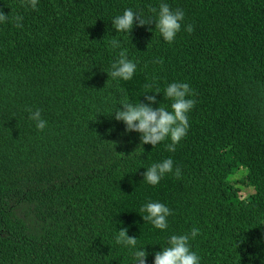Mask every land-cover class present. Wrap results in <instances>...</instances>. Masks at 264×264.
Wrapping results in <instances>:
<instances>
[{"label":"trees","instance_id":"1","mask_svg":"<svg viewBox=\"0 0 264 264\" xmlns=\"http://www.w3.org/2000/svg\"><path fill=\"white\" fill-rule=\"evenodd\" d=\"M161 3L185 13L172 43L155 28ZM128 8L153 23L118 32L112 21ZM0 9L9 15L0 22V264H135L137 249L154 264L171 235L193 228L200 264H264V0H38L35 10L0 0ZM121 49L136 64L130 80L107 74ZM174 82L196 101L187 135L175 152L170 138L140 145L114 119L121 100L147 103V93L171 112L164 93ZM28 109L41 110L44 130ZM168 158L173 172L147 183V168ZM149 202L172 211L167 229L143 220ZM121 228L136 248L116 243Z\"/></svg>","mask_w":264,"mask_h":264},{"label":"clouds","instance_id":"2","mask_svg":"<svg viewBox=\"0 0 264 264\" xmlns=\"http://www.w3.org/2000/svg\"><path fill=\"white\" fill-rule=\"evenodd\" d=\"M38 0H22V6L29 5L33 10L37 8ZM151 12L156 13L157 9L150 7ZM185 13L182 9L177 8L172 10L167 3L159 5V11L155 22V28L159 30L162 38L172 43L175 40L177 33L180 32L182 21ZM9 18L0 9V22H6ZM15 26L21 28L22 16H15ZM138 21L140 26L152 24L153 21H145L142 15L134 12L131 8L124 11L122 15L114 18L112 21L113 27L118 32L131 34L134 24ZM193 26L188 25L186 31L193 32ZM110 45L113 49L121 47L120 42L116 39L111 40ZM118 60L111 66V71L107 72L109 78L112 79H132L136 64L127 58V49H121L118 53ZM159 94V90L155 92ZM147 94V93H146ZM144 95L147 103L140 102L133 104L128 101L127 97L121 100L120 107L114 116L117 121H122L126 125V132L133 131L141 134L140 145L151 144L155 147L158 143L170 138L171 143L166 145L169 152H175L176 145L187 135L190 127L188 120V113L194 108L196 101L188 99L189 95H194L190 86L187 83L174 82L168 85L164 96L171 99L172 111H168L165 107H152L151 105L157 103L155 95ZM29 118L35 122L38 130H44L47 126V121L41 116V110L28 109ZM173 172V160L171 158L165 159L161 163H155L147 168L144 173V180L151 185L159 184L160 180L165 174ZM175 176L177 178L181 175V169H175ZM141 212H146L147 215L142 216L145 222H151L152 225L161 230L168 227L167 217L172 215V211L163 203L149 202L141 208ZM199 233V229L193 228L190 236L194 239ZM189 234L171 235L168 240V246L164 247L162 251L155 253L154 264H200V257L196 252L192 251L189 244ZM117 244L136 248L137 238L129 236L127 228H121L118 235L115 237ZM148 252L144 249H137L134 252L135 264H146Z\"/></svg>","mask_w":264,"mask_h":264},{"label":"rangeland","instance_id":"3","mask_svg":"<svg viewBox=\"0 0 264 264\" xmlns=\"http://www.w3.org/2000/svg\"><path fill=\"white\" fill-rule=\"evenodd\" d=\"M243 178H244V174L243 173H241L240 174V179L241 180H243ZM241 183H243L242 181L241 182H239V184L242 186V185H245V184H241ZM247 189V190H246ZM246 190V191H245ZM241 191H242V194H245V195H249V194H251L252 192H253V188H251V187H249V186H242L241 187Z\"/></svg>","mask_w":264,"mask_h":264},{"label":"bare ground","instance_id":"4","mask_svg":"<svg viewBox=\"0 0 264 264\" xmlns=\"http://www.w3.org/2000/svg\"><path fill=\"white\" fill-rule=\"evenodd\" d=\"M50 17H51V16H50ZM51 18H52V17H51ZM135 29H136V27H135ZM10 56H11V55H10ZM12 58H13V57H12ZM12 58H11V59H12ZM3 60H4V59H3ZM5 60H6V59H5ZM13 60H14V59H13ZM13 62H14V61H13ZM53 69H54V68H53ZM54 70H55V69H54ZM52 77H53V76H52ZM47 84H49V82H48ZM42 85H43V84H42ZM46 86H47V85H46ZM48 86H50V84H49ZM47 89H48V87H47ZM50 89H51V88H50ZM239 179H240V178H239ZM247 184H250V183H247ZM236 185H237V184H236ZM245 186H247V185H245ZM250 186H251V185H250ZM238 187H239V186H238ZM246 190H247V189H246ZM246 190H245V191H246Z\"/></svg>","mask_w":264,"mask_h":264}]
</instances>
